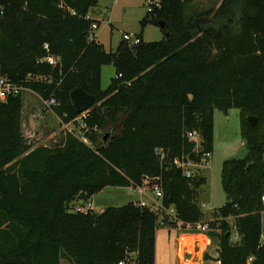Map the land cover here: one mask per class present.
I'll return each instance as SVG.
<instances>
[{"label":"trees","instance_id":"obj_1","mask_svg":"<svg viewBox=\"0 0 264 264\" xmlns=\"http://www.w3.org/2000/svg\"><path fill=\"white\" fill-rule=\"evenodd\" d=\"M188 1L159 0L146 10L142 25L165 21L161 40L138 34L140 43L123 40L112 52L88 37L98 21L85 16L98 0H0V73L43 100L54 97L52 110L65 122L79 115L70 94L82 88L95 98L83 121L97 128L84 133L87 143L65 131L56 144L34 146L21 130V94L0 100V264H60L61 257L153 264L154 213L133 201L99 213L69 204L150 177L181 220L202 221L196 200L206 178L198 170L186 176L177 163L210 157L214 110L230 108L240 110L247 152L222 162L225 201L206 222L218 238V264H264V0H219L186 15ZM109 64L114 76L103 89L101 68Z\"/></svg>","mask_w":264,"mask_h":264},{"label":"rangeland","instance_id":"obj_2","mask_svg":"<svg viewBox=\"0 0 264 264\" xmlns=\"http://www.w3.org/2000/svg\"><path fill=\"white\" fill-rule=\"evenodd\" d=\"M219 0H189L185 6L186 15H194L204 9L215 7ZM147 6L145 0H98L97 5L89 11L93 19L98 20V27L94 30L96 40L102 44L106 51L115 52L118 46L123 43L122 34L138 33L141 34L143 41H159L164 37L163 31L158 25L148 22L141 24V19L146 14ZM114 76L113 65H103L101 68V88H106L110 78ZM22 109L32 107L38 115L32 118L28 133L23 129L25 139L32 145H53L60 140V135L65 132L63 123L53 112L52 108L45 107L42 99L30 90H23L21 93ZM24 116V113H22ZM239 114L238 108H230L226 113L214 110L213 113V144L210 157L203 162L199 173L205 176L206 182L198 189L197 204L202 211V221L211 218L213 210L220 207L225 201L220 180L221 164L226 159L242 158L246 155V147L239 133ZM74 132H78L80 127L79 119L68 125ZM195 171V169H193ZM91 198L93 211L101 212L107 206H121L130 201L138 199L136 193L129 187L106 186L92 196L75 198L69 204V209H73L79 203H86ZM231 226V241L236 242L239 237L234 235L233 218H228ZM262 227H264V210L261 215ZM167 227L159 226L156 230L160 234ZM215 232H219L215 230ZM173 233V232H172ZM210 235V233H209ZM173 234H171V239ZM212 244L210 253L218 251V238L211 236ZM210 257V255H209ZM211 258V257H210ZM61 264L71 262L66 257L60 258ZM72 263V262H71ZM207 264H215L207 262Z\"/></svg>","mask_w":264,"mask_h":264},{"label":"built area","instance_id":"obj_3","mask_svg":"<svg viewBox=\"0 0 264 264\" xmlns=\"http://www.w3.org/2000/svg\"><path fill=\"white\" fill-rule=\"evenodd\" d=\"M145 2L148 10H151L153 6L159 5V0H145ZM85 17L91 18L89 13ZM97 27L98 24L96 22H93L91 24L90 31L88 33V37L90 39L95 37L94 30ZM122 38L124 41L128 42L129 45H136L141 42V38L138 35V33L125 32L122 34ZM45 60L51 65H54L56 63V60L53 57L48 56L45 58ZM37 79H39L40 81L46 80L42 76L37 77ZM27 80H30V76H27ZM23 90H27V89L24 88L20 83H15L10 81L6 76H3L0 73V100L3 101L9 96H16L18 94H21ZM42 102L45 107L52 108V106L55 105L56 100L54 97H49L46 100L42 99ZM65 115L66 114H64L63 116ZM86 115H87V111L82 112L76 118L71 119L67 122L63 121L60 116H58V118L62 122H64L62 127L65 131L78 136L84 142L87 143L88 140L87 137L84 135V133L96 131L97 128L96 126L89 127L84 123L83 119L86 117ZM78 119L80 121V127L78 129V132H80L81 135H78L79 133L76 134L72 128L68 127L69 124H73V122H75ZM188 136L194 141L198 142V136L195 132H189ZM177 165L182 168L186 176H191L195 172L193 169L200 166L191 161L178 162ZM129 188L130 190L134 191L138 196V199L134 200L133 203L136 206L147 208L149 211H151L156 215L157 229L159 226H164L170 229L181 231L183 233H205V234L211 230L206 221L185 222L178 217L177 212L173 206H165L163 203L162 188L158 182H153V178L144 177L140 184L129 186ZM262 203L264 207V196L262 197ZM89 210H93L92 201L90 199L86 201V203H79L73 209H71V211L73 212H87ZM259 242L260 243L264 242L263 231L261 232ZM194 243L195 244L193 245V250L186 252H188L189 254H192L191 252H203L204 248L198 243V241ZM250 260L251 258H249L247 264H249ZM122 263L123 262H119V264ZM195 264H202V262L200 261L199 263H195Z\"/></svg>","mask_w":264,"mask_h":264},{"label":"crops","instance_id":"obj_4","mask_svg":"<svg viewBox=\"0 0 264 264\" xmlns=\"http://www.w3.org/2000/svg\"><path fill=\"white\" fill-rule=\"evenodd\" d=\"M89 14L91 18H94L93 15L91 14V11H89ZM31 108L32 107L27 106L24 108L25 110L21 109L22 133H23V129H25V132L28 133L29 126H31L32 118L34 119V117L38 114L37 112H34ZM22 113H24V116ZM202 165L196 167L195 171L201 168ZM166 230L167 232L164 231L160 234H157L155 232V252H154L153 264H195V263H199L200 261L202 262V264H207V262H214L215 264H218L219 262L217 260L218 251L214 252L215 254L210 253L212 238H214L211 237V235H209L211 230L206 234L183 233L181 231L170 229L168 227L166 228ZM262 231L264 232V227H262ZM171 234H173L172 237L173 239H171ZM234 235H236L235 232ZM196 241H198V243L204 248L203 252H191L192 254L186 252L193 250V245L195 244L194 242ZM217 248H218V244H217ZM209 255L211 258L209 257ZM69 264H73V263L69 262Z\"/></svg>","mask_w":264,"mask_h":264},{"label":"water","instance_id":"obj_5","mask_svg":"<svg viewBox=\"0 0 264 264\" xmlns=\"http://www.w3.org/2000/svg\"><path fill=\"white\" fill-rule=\"evenodd\" d=\"M158 26L160 27V29L165 28V21L162 19H159L158 20ZM165 34L167 35L168 32H166ZM125 85H126V83H122L120 88L125 86ZM70 98H71L72 105H73L75 111L79 114L82 112L88 111L90 109V107L92 106L94 100H95L93 95L86 93L80 87L72 90V92L70 94ZM247 121L249 122V124L254 125L256 119L253 116H248ZM111 133H112V131L110 128L101 132V134L98 137V142L101 143L102 145H105L107 143V141L109 140Z\"/></svg>","mask_w":264,"mask_h":264}]
</instances>
